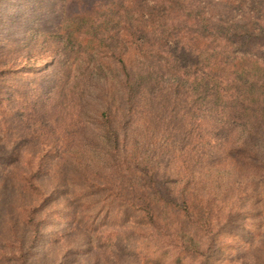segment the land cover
<instances>
[{
  "label": "trees",
  "instance_id": "1",
  "mask_svg": "<svg viewBox=\"0 0 264 264\" xmlns=\"http://www.w3.org/2000/svg\"><path fill=\"white\" fill-rule=\"evenodd\" d=\"M48 1L21 24L43 0H0L26 31L16 53L33 54L25 67L0 40V264H111L143 246L149 264L219 261L264 193V0ZM241 167L229 201L212 181ZM115 206L140 215L121 219L116 254L93 240Z\"/></svg>",
  "mask_w": 264,
  "mask_h": 264
},
{
  "label": "rangeland",
  "instance_id": "2",
  "mask_svg": "<svg viewBox=\"0 0 264 264\" xmlns=\"http://www.w3.org/2000/svg\"><path fill=\"white\" fill-rule=\"evenodd\" d=\"M51 7V2H49L48 0H43V2L39 4H26L21 6L19 13L18 10L16 11V13L18 14L15 19L20 21L22 24L25 21L26 16L30 17L35 14V20H37V22L43 23L47 18ZM13 10L14 9L12 3L7 5L5 9H3L2 4L0 5V40H4L5 42L8 40L10 43L14 44L15 48L11 51L13 57L10 60L16 61L18 64H23V66L28 67V64L33 65V62H31L28 58V56H31L28 55L30 52V45L24 50H20L16 53V44L20 43V40L26 39V31H8L7 28V26L9 25L8 18ZM32 34L35 36L34 42H37L39 44L38 41L40 39L38 29L36 28V34H34L33 32ZM39 49L41 50L43 48L39 46ZM47 62L48 61L46 60L41 62L39 61L37 65H40L43 69H46L45 67ZM91 128L94 129L93 126ZM92 129L89 131V136L91 137L95 133ZM114 139L115 137H113L112 135H107L102 147L111 150ZM132 147V145H129L122 148L126 150V155H129L132 153ZM143 147L147 149L145 151L146 157L156 162L153 159V151H151L150 148H146L145 146ZM94 152L95 151L93 150V153ZM107 157L108 155L102 154L100 151H97L92 156V162L97 165L101 163L103 164L106 161ZM236 169L237 168H231L229 170L220 171L218 174H216L215 178L212 181V184L217 188V191L221 194L227 195L226 198L229 201L242 198L239 190L248 185V182L244 177L246 173H243V171H245V168L241 167V169ZM236 188H238V190L233 193L232 191ZM260 192H263V190L260 189ZM254 200L255 202H253L251 198L247 199V202L245 204L246 209L244 210L248 211H244V215L239 214L241 221L239 225L236 226V229L231 230L232 235L230 234L231 236H229L228 240L224 242L225 253L218 256L219 261L215 262L214 264H264V193L260 194ZM5 212V208H3L0 214V220H2ZM109 215L111 218H114V223H103V226L99 229V231H97V235L93 236V240L95 245L98 246L99 243L102 242L104 250H111L116 254L115 250L117 251L120 246L119 248H115V246L121 243V240L119 239L121 237L119 236V234L123 232L121 219H123L125 222L130 220L128 224L137 226V224L140 223V215L136 212H126L121 217V210L116 206L111 208ZM102 221L103 218H100L95 227H98L102 223ZM111 230L114 231L112 232ZM190 242L192 243V245H194L193 240H191ZM40 249L44 250L45 245H42ZM139 251L142 254L140 260L130 258L131 256H125L126 254L124 253H119L118 259L108 257V262H110L111 264H149L147 262H151V259L153 257L152 250L146 246H143L139 248ZM116 261L118 262L116 263Z\"/></svg>",
  "mask_w": 264,
  "mask_h": 264
}]
</instances>
